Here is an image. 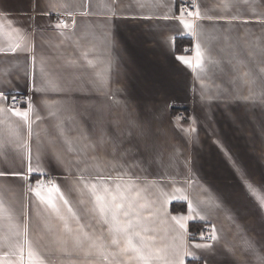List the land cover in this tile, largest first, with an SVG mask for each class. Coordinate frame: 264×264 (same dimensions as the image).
Listing matches in <instances>:
<instances>
[{"label":"crops","instance_id":"1","mask_svg":"<svg viewBox=\"0 0 264 264\" xmlns=\"http://www.w3.org/2000/svg\"><path fill=\"white\" fill-rule=\"evenodd\" d=\"M0 25V264L17 244L27 264L25 239L44 264H138L96 208L101 179L139 193L120 219L139 214L154 264H264L257 234L225 242L205 210L262 175L264 0H0ZM48 178L67 205L37 196Z\"/></svg>","mask_w":264,"mask_h":264},{"label":"snow or ice","instance_id":"2","mask_svg":"<svg viewBox=\"0 0 264 264\" xmlns=\"http://www.w3.org/2000/svg\"><path fill=\"white\" fill-rule=\"evenodd\" d=\"M2 27V25H0ZM186 28H191V25L185 24ZM15 49H13L14 51ZM197 66L200 65L201 53L197 51ZM181 61L186 64H190L189 60H186L184 57H179ZM13 113L16 116H22L25 120L27 119V113H21L13 109ZM111 179V177H109ZM55 193L63 200L64 204L67 205L68 201L64 199L63 194L60 193L59 188L55 185L50 189L49 197L46 199L44 196L40 195V192L37 191V196L41 199L42 202L48 203L51 207L55 209V203L52 198V194ZM91 193L94 197L96 208L99 211L101 217L105 220L106 223L112 225V231L123 237L124 246L119 249L122 254L132 253L134 258L137 260L138 264H154L155 260L162 258L165 249L164 248H154L149 243V241L154 240V237H147L143 233L147 230L141 227L140 216L137 213L130 219L121 220V215L123 217H129L132 212L135 211L133 208V203L139 193L133 194L131 197L126 196L123 191L120 190V185H116L115 191L110 189L108 185L100 180L99 186L97 184L91 185ZM262 203H264V197H258ZM141 207H143L141 205ZM3 209L0 207V212ZM71 211V209H69ZM176 220L180 228H184V225L180 223L179 219L176 217L172 218ZM65 229H68L67 223L64 225ZM25 229V235H26ZM14 236H20V232H14ZM87 237V233L84 234ZM117 235H113L111 240L112 245L119 246L120 240L117 239ZM215 238V237H213ZM99 239V238H98ZM25 244L28 245L27 249V264H44V261L39 257L38 253L32 248L30 241L25 239ZM96 242L93 241V244ZM19 251V262L18 264H25L24 257V245L17 244L15 246ZM196 247H207V245H196ZM15 254V253H13ZM191 255V253H189ZM107 257H105L106 259Z\"/></svg>","mask_w":264,"mask_h":264},{"label":"rangeland","instance_id":"3","mask_svg":"<svg viewBox=\"0 0 264 264\" xmlns=\"http://www.w3.org/2000/svg\"><path fill=\"white\" fill-rule=\"evenodd\" d=\"M250 169H248L249 171ZM249 174L246 179H242L237 189L214 190L220 198L216 204L207 206L206 213L209 219H213L218 227H224L227 230L222 239L230 242H238L247 238L248 234L256 236V244L264 247V203L258 197H264V156L262 158V175ZM260 176H263L260 179ZM207 225L208 223H202ZM228 229L232 235L228 233ZM243 234L242 238H236V235Z\"/></svg>","mask_w":264,"mask_h":264},{"label":"built area","instance_id":"4","mask_svg":"<svg viewBox=\"0 0 264 264\" xmlns=\"http://www.w3.org/2000/svg\"><path fill=\"white\" fill-rule=\"evenodd\" d=\"M181 8L184 10V13H186L188 10H190L191 6L190 3L188 1H182L181 2ZM28 103V99L24 98L21 95H16L13 96L10 100V104L12 106H22L24 104ZM176 118L180 119V120H185L186 119V115L183 112H179L175 115ZM42 186L44 189L49 188L50 186L53 185V182L51 179H45L42 182ZM199 239L204 241V242H209L212 240V233H211V229L208 225H203L200 229H199Z\"/></svg>","mask_w":264,"mask_h":264},{"label":"trees","instance_id":"5","mask_svg":"<svg viewBox=\"0 0 264 264\" xmlns=\"http://www.w3.org/2000/svg\"><path fill=\"white\" fill-rule=\"evenodd\" d=\"M172 210L178 211V210H185V206L181 205H173ZM204 224L199 223V222H191L189 225V231H190V237L193 239H199V229L203 226Z\"/></svg>","mask_w":264,"mask_h":264}]
</instances>
